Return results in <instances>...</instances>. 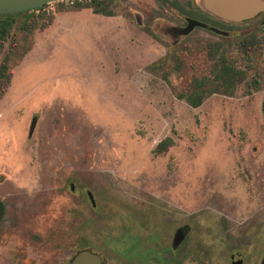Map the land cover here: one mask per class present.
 <instances>
[{
	"label": "rangeland",
	"instance_id": "1",
	"mask_svg": "<svg viewBox=\"0 0 264 264\" xmlns=\"http://www.w3.org/2000/svg\"><path fill=\"white\" fill-rule=\"evenodd\" d=\"M156 1L0 14L11 73L0 100V264H51L50 250L61 264L85 241L106 248L107 235L120 248L126 231L123 247L150 238L164 264H233L235 249L261 264L264 10L227 23L226 35L174 34L184 16ZM223 60L244 71L234 89L189 104L181 94ZM167 136L173 144L156 153Z\"/></svg>",
	"mask_w": 264,
	"mask_h": 264
},
{
	"label": "flooded vegetation",
	"instance_id": "2",
	"mask_svg": "<svg viewBox=\"0 0 264 264\" xmlns=\"http://www.w3.org/2000/svg\"><path fill=\"white\" fill-rule=\"evenodd\" d=\"M156 5L158 9H165L167 10V5H169L171 8H174L175 11H177L179 16H184L183 17V23L180 26H174V25H169V29L171 30L172 33L177 34V32H179L182 28H184L185 26L188 25V20L190 18L192 19H196L199 20L201 22H203L205 25L201 26V25H197L194 28H192L190 30V32L187 34L189 35L191 32H193L195 29H202V30H206V31H210V32H214L217 33L216 31L213 30V28L216 29H220L223 30L221 28V26H225L227 23H229L228 21H225L223 19H220L218 17H214L212 15H210L209 13L205 12L204 10H202L198 4L196 3V0H157L156 1ZM139 23H142V19L141 17H139L138 20ZM158 26V23L154 24V27L156 28ZM163 28H164V24H163ZM224 31V30H223ZM187 35H183V37L187 36ZM173 42L175 44H177L179 42V38H176L173 40ZM71 189H74L73 184L71 185ZM89 198V191L87 192ZM90 200L92 201V203L94 204V198L93 200L90 198ZM3 206H4V210H5V204L0 201ZM3 217V216H2ZM2 222V219L0 221V224ZM180 230H186L185 234L182 238L178 239L177 234L179 233ZM132 234L128 231H126L124 234ZM188 234V228L186 227H181L180 229H178L177 233L175 234V238L173 241V247L177 248L180 244H182V242L184 240H186V236ZM121 235V236H122ZM111 235H107L104 238V243L107 246L106 248H92L89 247V245L86 243L87 241H85V246L78 250L75 253H72L66 260H64L61 264H65L66 262L70 261L79 251L83 250V249H89L92 250L94 253H96L99 257L100 260L103 264H153V261L156 262V264H164V247L162 249V251H158L154 248H152L148 243L150 241L147 237H143V241H141V244L145 247L142 248L140 247L139 249L137 248H125L123 247V243H125L126 241L121 239V236L119 238L120 241V248H117L115 246H112L111 243L114 240V237H110ZM137 236V235H136ZM139 236V235H138ZM126 244V243H125ZM148 244V246L146 245ZM136 246V245H135ZM50 252H52V263L54 264V260H55V254L53 250H50ZM229 255H230V260L233 264H244V256L242 254L241 251L235 249V250H230L229 251ZM1 254V253H0ZM1 256V255H0ZM4 256H6L4 254ZM7 264V263H4ZM261 264H264V256L262 258Z\"/></svg>",
	"mask_w": 264,
	"mask_h": 264
},
{
	"label": "water",
	"instance_id": "3",
	"mask_svg": "<svg viewBox=\"0 0 264 264\" xmlns=\"http://www.w3.org/2000/svg\"><path fill=\"white\" fill-rule=\"evenodd\" d=\"M59 0H0V14L19 13L34 10L43 7L44 4ZM198 6L208 12L210 15L220 17L228 22H240L253 18L258 13L264 10V0H196ZM197 25L204 26L205 24L199 20L190 18L188 25L180 30L181 33L187 34L192 28ZM214 31L226 35L227 32L213 28ZM38 117L34 116L31 125L30 133L33 132ZM90 198L93 200V195L89 192ZM4 214V206L0 202V221ZM186 230H180L177 234L178 239L182 238ZM65 264H103L100 257L92 250L83 249L79 251L70 261Z\"/></svg>",
	"mask_w": 264,
	"mask_h": 264
},
{
	"label": "trees",
	"instance_id": "4",
	"mask_svg": "<svg viewBox=\"0 0 264 264\" xmlns=\"http://www.w3.org/2000/svg\"><path fill=\"white\" fill-rule=\"evenodd\" d=\"M90 7H93L96 9V11H102L103 9L98 6L99 3L91 2L88 4ZM41 8H37L35 10H41ZM29 12V11H25ZM21 12V13H25ZM20 14V13H16ZM7 15H13V14H7ZM221 28H224L221 26ZM4 30L3 32H5ZM9 55H6L4 59L0 62V100L4 95V91L9 86L10 80H11V73L9 71V64H8ZM244 71L238 67H236L235 64L222 61L218 65H216L214 70V76L213 78H210L208 76H202L199 78H195L193 81L194 89L192 92L187 94H181L182 97H185V99L188 101L189 104H191L194 107H197L201 105L203 102L206 94L208 92H215V91H226L231 92L236 84V81L238 78H240L243 75ZM255 83L257 81H254ZM262 109L264 113V97H263V103H262ZM174 140L171 136L165 137L163 140H161L156 148V153H163L166 152L171 145L173 144Z\"/></svg>",
	"mask_w": 264,
	"mask_h": 264
}]
</instances>
